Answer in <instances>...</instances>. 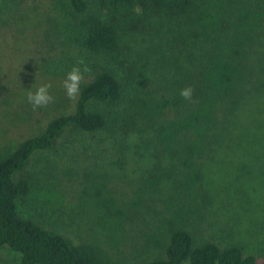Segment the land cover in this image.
Returning <instances> with one entry per match:
<instances>
[{"label":"trees","instance_id":"obj_1","mask_svg":"<svg viewBox=\"0 0 264 264\" xmlns=\"http://www.w3.org/2000/svg\"><path fill=\"white\" fill-rule=\"evenodd\" d=\"M65 1L69 19L60 26V44L97 57V64L73 112L0 152V250L17 253L18 264H115L105 250L75 246L17 209L32 187L21 174L37 153L51 149L67 129L112 130L130 132L149 162L137 199L119 204L97 194L113 233L123 234L131 220L145 253L156 254L139 264H264V249L258 260L237 245L202 241L192 232L211 205L203 181L218 118L223 109H236L238 91L264 70V0ZM124 34L150 45L126 46L137 60L120 54ZM142 59L159 70L155 82H145ZM189 86L191 102L179 94Z\"/></svg>","mask_w":264,"mask_h":264},{"label":"rangeland","instance_id":"obj_2","mask_svg":"<svg viewBox=\"0 0 264 264\" xmlns=\"http://www.w3.org/2000/svg\"><path fill=\"white\" fill-rule=\"evenodd\" d=\"M67 13L65 0H0V152L39 135L51 119L73 112L76 101H70L62 87L65 74L77 59H83L90 71L97 64V57L60 44V26L69 19ZM124 36L120 54L125 58L137 60L129 48L150 46L141 43L139 36ZM147 63L151 62L142 59L138 65L148 75L145 82H155L159 70ZM89 73L82 84L89 81ZM255 73L236 94V109L231 113L223 109L218 118L203 181L211 205L193 221L192 232L202 241L237 245L260 260L264 249V70ZM48 82L55 101L34 111L25 91ZM140 146L130 132L67 129L22 172L32 187L17 202L19 216L75 246L91 244L105 250L115 264L150 259L156 254L145 253L136 239L134 222H126L123 234L113 233L114 221L104 218L97 202L98 192L119 204L137 199L149 163ZM157 196L164 197V188ZM137 223L146 228L145 222ZM18 260L17 253L0 250V264H18Z\"/></svg>","mask_w":264,"mask_h":264},{"label":"clouds","instance_id":"obj_3","mask_svg":"<svg viewBox=\"0 0 264 264\" xmlns=\"http://www.w3.org/2000/svg\"><path fill=\"white\" fill-rule=\"evenodd\" d=\"M90 71V68L85 64L83 59H77L76 63L71 67V69L65 74V78L62 81V87L65 91L66 97L70 101H77L80 95L81 85L84 82L85 74ZM32 86L30 90L25 91L27 102L32 106L35 111L38 108L47 107L49 104L54 103L55 98L51 94V89L53 87L51 82L42 83L32 91ZM193 88L185 87L180 90V96L191 102L193 97Z\"/></svg>","mask_w":264,"mask_h":264}]
</instances>
